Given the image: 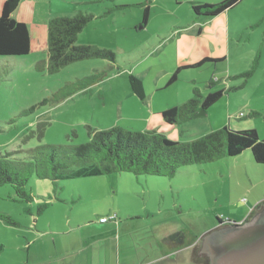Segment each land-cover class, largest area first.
Wrapping results in <instances>:
<instances>
[{"label": "rangeland", "instance_id": "rangeland-1", "mask_svg": "<svg viewBox=\"0 0 264 264\" xmlns=\"http://www.w3.org/2000/svg\"><path fill=\"white\" fill-rule=\"evenodd\" d=\"M28 1L32 12L17 14L28 26L29 54L0 68V155L41 144H83L88 141L85 127L133 132L127 117L144 116L148 105L132 96L128 75L142 82L153 110L182 105L194 98L193 89L201 96L226 91L203 116L163 126L173 142L194 141L224 127L254 130L264 140V0H241L204 24L192 5L222 0H26V9ZM145 7L149 14L143 24ZM78 12L97 18L77 35L76 45L108 50L118 63L88 60L53 75L35 71V64L46 57L47 16ZM176 39L221 60L182 70L174 84L157 92L176 66ZM107 67L113 68L96 85L29 111L67 84ZM253 113L258 116H249ZM38 124L43 125L40 142ZM139 126L143 133L155 131ZM49 184L31 179L24 190L46 197ZM54 188L48 205L37 214L42 202H15L14 188L0 186V214L16 223L0 220V264L71 263V250L81 248L83 240L89 248L76 256L75 264H196L193 254L218 220L240 223L257 212L254 207L264 201V165L253 164L247 156L223 158L182 167L172 179L122 173L60 179ZM103 217L115 222L100 224ZM71 223L81 227L71 229ZM112 226L113 238L108 234Z\"/></svg>", "mask_w": 264, "mask_h": 264}, {"label": "trees", "instance_id": "trees-1", "mask_svg": "<svg viewBox=\"0 0 264 264\" xmlns=\"http://www.w3.org/2000/svg\"><path fill=\"white\" fill-rule=\"evenodd\" d=\"M20 0H4L0 12V68L3 62L21 59L29 54L30 38L27 26L12 18ZM241 0H222L214 5H192V12L197 17L206 19L219 16L234 8ZM148 7L142 14L143 24L148 18ZM97 17L78 12L72 17L49 18L46 27V57L34 66V70L48 75L57 74L63 68L81 61L103 60L117 64V58L108 50L95 46L76 45L77 35ZM221 59L203 58L188 68H200L207 62ZM256 63V61H255ZM113 67L96 71L79 81L67 84L50 98H45L29 111L38 107L59 103L100 82ZM187 67L177 68L170 76L167 86L177 81L179 72ZM254 65L252 66V69ZM250 73L245 74L248 76ZM128 87L138 99H144L141 81L133 75L127 77ZM214 81L209 82L211 87ZM228 91V90H227ZM226 91L210 92L201 96L193 89L194 98L178 107L162 111L159 115L167 125H177L192 120L199 111L205 112L216 104ZM252 116H258L253 113ZM43 125L38 124L37 140L42 137ZM88 141L83 144L46 145L20 149L0 155V186L10 185L14 188L15 198L22 203L38 204L39 214L51 200L56 182L60 179L92 178L112 174L130 173L135 176L174 178L182 167L213 163L223 158L245 157L256 165H264V140L260 141L254 130L231 131L228 127L213 131L199 139L178 143L165 135L152 132H129L117 128L96 131L85 127ZM29 138V137H27ZM49 182L50 192L46 197L30 194L24 190L29 180ZM46 185V184H45ZM45 200V201H44ZM44 201V202H43ZM257 211L264 209V201L254 207ZM252 211L247 215L251 217ZM0 220L9 226L16 223L10 216L0 214ZM107 220L108 221H114ZM226 225L227 222L218 220ZM177 236H170L174 240ZM29 242H27L28 244ZM179 245L181 244L178 243ZM3 247H0V251ZM193 262L209 264L206 255L200 257L195 251Z\"/></svg>", "mask_w": 264, "mask_h": 264}, {"label": "water", "instance_id": "water-1", "mask_svg": "<svg viewBox=\"0 0 264 264\" xmlns=\"http://www.w3.org/2000/svg\"><path fill=\"white\" fill-rule=\"evenodd\" d=\"M204 114L199 111L196 117ZM201 251L209 264H264V209L246 222L226 223L204 234Z\"/></svg>", "mask_w": 264, "mask_h": 264}, {"label": "crops", "instance_id": "crops-1", "mask_svg": "<svg viewBox=\"0 0 264 264\" xmlns=\"http://www.w3.org/2000/svg\"><path fill=\"white\" fill-rule=\"evenodd\" d=\"M3 2H4V0H0V12H1V8H2V4H3ZM24 2H26V0H20L19 1V5H18V7H17V9L13 12V14H12V18L15 20V21H17V22H20V23H23V24H25V22H23L21 19H19L18 17V12H20V11H24V12H27V13H30V12H32V8H33V3L31 2V1H28V8L26 9L25 7H24V5H23V3ZM220 16V15H219ZM57 17H59V16H57ZM49 18H53V17H49V16H47V21H48V19ZM203 21H201L202 23L204 22H206L207 23V21H208V19H206V18H204V19H202ZM203 23V24H204ZM26 26H27V24H25ZM27 29H28V26H27ZM199 33L200 32H198V34H197V36H199ZM46 36V35H45ZM78 41H79V38L77 39ZM46 43V42H45ZM174 50H175V60H176V66H175V68L173 69V72L177 69V68H180V67H187L186 69H189L188 67H190L191 65H193V64H195V63H197V62H199V61H201L203 58H205V57H207L208 56V54L207 53H203L202 51H200V49L199 50H191V48L190 47H188L187 45H185V44H183V43H181L178 39H176L175 40V44H174ZM45 52H46V46H45ZM28 56V55H27ZM27 56H25V57H23V58H21L20 60H24V59H26L27 58ZM212 57H214L213 55H212ZM12 62V61H11ZM14 62H18V59H15L14 60ZM183 70H185V69H183ZM172 72V73H173ZM180 73V72H179ZM172 75V74H171ZM137 78V77H136ZM142 83V82H141ZM169 86H167V84H165V86L164 87H162V88H158L157 89V92L158 91H163V90H165V89H167ZM192 93H193V91H192ZM131 94H132V96L134 95L132 92H131ZM131 96V95H130ZM135 96V95H134ZM136 97V96H135ZM132 98V97H131ZM140 100V99H139ZM142 102H145L147 105H148V113H145L144 112V116H140L139 114H138V116H132V117H127L128 119H126L127 121H129V124L130 125H132V130H133V132H142V130H141V127L139 126V123H141V124H143V127H145L144 129H146V130H148V129H154L155 130V132L157 131L158 133H160L161 131V134H163V135H165L166 137L169 135V132H164L163 130H162V127L163 126H166V127H173V126H175V125H167V124H165L164 122H163V120H162V118L160 117V113L162 112V111H164V110H167L166 108H160V109H158V110H153L152 108H151V103L149 102V103H147V98L145 97V94H144V99L143 100H141ZM156 111H158V114H156V115H152L154 112H156ZM120 112V111H119ZM252 114H250L249 116H251ZM245 116H243V117H241V118H239V119H237L238 121H240V120H242V119H245L244 118ZM153 121H155V123L153 122ZM110 127H113V125L111 124V126ZM114 127H116V126H114ZM134 127V128H133ZM118 129H121V130H123L122 128H118ZM145 130V131H146ZM104 218V217H103ZM103 218H100V219H103ZM100 219H99V221H100ZM115 221H108V222H105V223H100V224H107V223H111V224H113ZM71 229H75V228H80L81 227V225H78V224H76V223H71ZM115 229V227H111L109 230V232H108V234L110 235V237L111 238H113L114 237V230ZM106 233H107V231H106ZM74 234H76V233H74V232H72L71 231V235H74ZM105 234V233H104ZM87 242L86 241H84L83 240V242H82V247L81 248H79L77 251H73V250H71V263H70V261H68V259H67V261L65 260L64 262H63V264H75L76 263V256L77 257H81V256H83V255H85V253L87 252V250H88V245L86 244ZM178 250H179V247L177 248ZM177 249H175V250H177ZM55 264H58V262L57 263H55Z\"/></svg>", "mask_w": 264, "mask_h": 264}, {"label": "flooded vegetation", "instance_id": "flooded-vegetation-1", "mask_svg": "<svg viewBox=\"0 0 264 264\" xmlns=\"http://www.w3.org/2000/svg\"><path fill=\"white\" fill-rule=\"evenodd\" d=\"M261 210H262V209H259L257 212H255L254 214H252L251 217H252L253 215H255L256 213L260 212ZM251 217H246L245 220L242 221V222H240V223H243V222L248 221L249 219H251ZM225 226H226V225H219V224H217V226H216L214 229H212V231H213V230H217V229H221V228H223V227H225ZM197 254H198L200 257H202L203 255H205L204 253H202L201 248H198V249H197ZM208 260H209V259H208Z\"/></svg>", "mask_w": 264, "mask_h": 264}, {"label": "built area", "instance_id": "built-area-1", "mask_svg": "<svg viewBox=\"0 0 264 264\" xmlns=\"http://www.w3.org/2000/svg\"><path fill=\"white\" fill-rule=\"evenodd\" d=\"M114 218L111 217V218H103V219H100V223H105L107 220H113Z\"/></svg>", "mask_w": 264, "mask_h": 264}]
</instances>
